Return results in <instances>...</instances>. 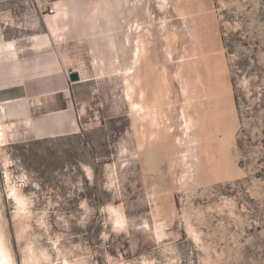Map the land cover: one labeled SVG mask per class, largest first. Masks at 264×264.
<instances>
[{
	"label": "rangeland",
	"instance_id": "374dc122",
	"mask_svg": "<svg viewBox=\"0 0 264 264\" xmlns=\"http://www.w3.org/2000/svg\"><path fill=\"white\" fill-rule=\"evenodd\" d=\"M58 1L0 0V41ZM141 4L170 23L155 72H79V134L0 141V264H264V0Z\"/></svg>",
	"mask_w": 264,
	"mask_h": 264
},
{
	"label": "crops",
	"instance_id": "0c3cea01",
	"mask_svg": "<svg viewBox=\"0 0 264 264\" xmlns=\"http://www.w3.org/2000/svg\"><path fill=\"white\" fill-rule=\"evenodd\" d=\"M141 1L102 3L93 23L90 7L67 6L60 0L55 13L40 16L43 30L2 39L0 141L25 143L79 134L76 91L82 80L72 82L67 72H101L109 61L115 72H139V61L148 62L146 72L149 67L155 72L154 62L170 53V23L163 16L153 19L149 13H157L155 7ZM158 7L163 14L165 7ZM96 23L103 32L99 37L92 36ZM174 28L180 38L181 24ZM176 44L179 47V40ZM161 72L167 70L162 67Z\"/></svg>",
	"mask_w": 264,
	"mask_h": 264
},
{
	"label": "water",
	"instance_id": "95a60500",
	"mask_svg": "<svg viewBox=\"0 0 264 264\" xmlns=\"http://www.w3.org/2000/svg\"><path fill=\"white\" fill-rule=\"evenodd\" d=\"M80 79H81V76H80V73L78 71H71L70 80L72 82L80 81Z\"/></svg>",
	"mask_w": 264,
	"mask_h": 264
},
{
	"label": "bare ground",
	"instance_id": "6f19581e",
	"mask_svg": "<svg viewBox=\"0 0 264 264\" xmlns=\"http://www.w3.org/2000/svg\"><path fill=\"white\" fill-rule=\"evenodd\" d=\"M16 194H17V192H16ZM21 197V196H20ZM22 202V201H21ZM3 256V257H7V259H8V253H7V251H5V249L3 248V246L0 244V256ZM9 261H7V263H8ZM10 262H11V259H10ZM9 262V263H10ZM3 263V262H2ZM12 263H13V261H12ZM4 264H5V262H4Z\"/></svg>",
	"mask_w": 264,
	"mask_h": 264
},
{
	"label": "built area",
	"instance_id": "2783aa9c",
	"mask_svg": "<svg viewBox=\"0 0 264 264\" xmlns=\"http://www.w3.org/2000/svg\"><path fill=\"white\" fill-rule=\"evenodd\" d=\"M48 12L49 13H55V6H50ZM70 73H71V71H70Z\"/></svg>",
	"mask_w": 264,
	"mask_h": 264
},
{
	"label": "trees",
	"instance_id": "16d2710c",
	"mask_svg": "<svg viewBox=\"0 0 264 264\" xmlns=\"http://www.w3.org/2000/svg\"><path fill=\"white\" fill-rule=\"evenodd\" d=\"M96 171H98V170L96 169Z\"/></svg>",
	"mask_w": 264,
	"mask_h": 264
}]
</instances>
